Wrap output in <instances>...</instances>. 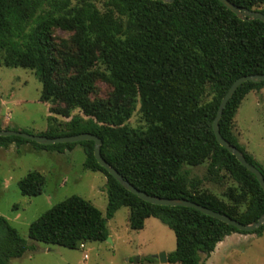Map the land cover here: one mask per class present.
I'll return each mask as SVG.
<instances>
[{
	"label": "trees",
	"instance_id": "16d2710c",
	"mask_svg": "<svg viewBox=\"0 0 264 264\" xmlns=\"http://www.w3.org/2000/svg\"><path fill=\"white\" fill-rule=\"evenodd\" d=\"M231 1L264 13V0ZM57 29L69 35L58 38ZM0 65L33 70L42 83L40 100L54 104L51 113L68 118L63 122L50 114L48 128L39 134L99 136L102 156L151 195L186 198L244 224L264 213V190L255 174L218 142L213 129L231 84L240 76L264 73L262 20L242 19L220 0H0ZM98 81L111 87L107 98L93 96ZM263 87L264 80L243 82L224 107L219 127L264 176V165L233 130L242 101ZM136 101L146 127L127 123ZM13 143L58 152L81 145L84 167L107 179L105 214L90 200L71 195L31 222L32 239L69 248L105 241L107 221L122 206L130 209L133 229L153 216L174 231L176 247L167 253L171 263L200 264L201 254L209 257L231 233L264 232V224L242 231L193 207L143 200L97 161L93 140L41 144L0 136V147ZM204 163L207 174L190 177L185 166ZM211 181L227 186L217 194L205 187ZM44 186L45 177L36 170L18 181L24 195H39ZM32 248L0 215V264Z\"/></svg>",
	"mask_w": 264,
	"mask_h": 264
},
{
	"label": "rangeland",
	"instance_id": "374dc122",
	"mask_svg": "<svg viewBox=\"0 0 264 264\" xmlns=\"http://www.w3.org/2000/svg\"><path fill=\"white\" fill-rule=\"evenodd\" d=\"M56 36L67 37L60 29ZM42 83L33 70L20 66L0 65V122L6 127L39 134L49 126L50 114L60 121L68 118L51 113L54 104L40 100ZM111 87L97 82L94 97L107 98ZM140 102L136 101L127 123L132 127H146ZM82 114L75 110L73 114ZM234 133L241 145L264 165V87L247 94L235 115ZM7 124V125H6ZM5 125V126H4ZM85 153L81 145L58 152L36 149L31 143L0 147V215L6 217L19 233L33 244L21 257L9 264H179L161 262L159 258L145 260L162 251L176 247L174 231L157 217H148L141 229L130 227V209L120 207L107 221L111 240L89 241L77 248L50 244L29 237V226L54 204L71 195L90 200L104 214L107 209L106 176L100 171L84 167ZM190 177L202 178L207 164L185 166ZM39 171L45 177L43 192L30 196L21 193L18 181L30 171ZM228 181V179H226ZM225 180V181H226ZM227 182H206L205 187L217 194ZM219 242L208 257L201 254L200 264H264V232H233ZM154 258V257H153Z\"/></svg>",
	"mask_w": 264,
	"mask_h": 264
},
{
	"label": "water",
	"instance_id": "95a60500",
	"mask_svg": "<svg viewBox=\"0 0 264 264\" xmlns=\"http://www.w3.org/2000/svg\"><path fill=\"white\" fill-rule=\"evenodd\" d=\"M163 1L171 2L173 0H163ZM220 1L224 3L228 8H230L233 12H235L242 19H260L264 22V13L260 11L248 9L246 7H241L235 4L234 2H232L231 0H220ZM263 80H264V73L247 74V75H243L237 78L231 84L228 91L223 96L220 102L217 115L213 122V129H214V133L216 135L218 142L223 147H225L227 150H229L231 153H233L244 166H246L253 174H255L257 180L259 181L260 185L262 186L264 190V176L262 172L260 171V169L254 164L247 161L244 155V152L241 151L239 148H237L235 145H233L230 141H228L226 138L222 136L220 127H219V119L223 113V109L226 106L228 100L231 98V96L236 91V89L245 81L260 82ZM11 135L20 136V137H23L29 140L36 141L41 144H54V143L78 142L82 140H93L95 142L94 155L97 161L102 166H104L108 170V172L112 174L123 186H125L129 191L137 194L140 198H142L145 201L151 202L153 204H159V205L193 207L197 210H200L201 212L205 214L211 215L230 225H233L242 231H252L264 224V213L256 221H253L248 224H244L232 218L231 216L227 214L214 211L202 204H199L195 201H192L186 198H173V197L167 198V197H161V196H154V195H151L147 192H144L138 189L129 180L124 178V176L102 156L101 154L102 139L93 133L83 132V133L72 134V135L49 137L46 135L30 133V132L16 130V129L0 130V136H11ZM107 239L111 240L110 237H108ZM153 257L154 258L158 257L161 262H168L167 253L165 251H162L159 254L153 255Z\"/></svg>",
	"mask_w": 264,
	"mask_h": 264
},
{
	"label": "crops",
	"instance_id": "0c3cea01",
	"mask_svg": "<svg viewBox=\"0 0 264 264\" xmlns=\"http://www.w3.org/2000/svg\"><path fill=\"white\" fill-rule=\"evenodd\" d=\"M6 125H7V124H6ZM4 126H5V125H4ZM231 234H234V233H231ZM231 234H230V235H228V236H231ZM228 236H226V237H228ZM223 240H224V239H223ZM223 240H222V241H223ZM220 242H221V241H220Z\"/></svg>",
	"mask_w": 264,
	"mask_h": 264
}]
</instances>
